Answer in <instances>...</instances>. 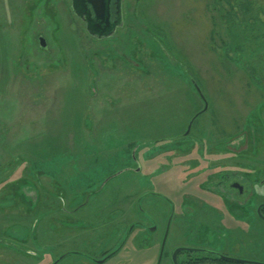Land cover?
<instances>
[{"label":"rangeland","instance_id":"rangeland-1","mask_svg":"<svg viewBox=\"0 0 264 264\" xmlns=\"http://www.w3.org/2000/svg\"><path fill=\"white\" fill-rule=\"evenodd\" d=\"M123 10L116 34L97 40L69 0H0V264H52L66 253L59 264H90L73 255L83 251L82 220L131 212L146 223L148 203L156 215L159 198L146 192L160 190L164 165L185 164L164 150L239 139L247 196L264 201V0H123ZM192 81L208 110L180 143L205 107ZM133 155L139 173L93 193L136 168ZM89 194L88 206L64 212ZM247 216L237 252L258 264L264 220ZM149 256L155 264L158 247Z\"/></svg>","mask_w":264,"mask_h":264},{"label":"flooded vegetation","instance_id":"flooded-vegetation-1","mask_svg":"<svg viewBox=\"0 0 264 264\" xmlns=\"http://www.w3.org/2000/svg\"><path fill=\"white\" fill-rule=\"evenodd\" d=\"M69 1L73 13L97 40L113 37L124 24L123 0ZM194 121L188 128L189 133L178 135V142L182 143V136L190 135ZM241 145L238 139L227 141L222 145L223 149L164 150L167 153L164 156L170 158V162H174V158L168 153L174 152V157H182L185 164L175 165L172 170L164 165L159 173L160 190L149 188L146 192V196L159 198L158 213H150V205L153 204L148 203L146 223L136 220L131 212L118 214L119 219L98 212L88 215L82 220L83 251L73 255H79L90 264H106L115 258L117 264H133L136 254H143L144 257L146 253V264H150L149 251L158 247L155 264H247L222 259L243 260L237 250L241 251L246 243L248 211L264 220V201L258 202L256 194L247 196L243 172L245 156ZM186 146L192 147V144ZM215 157H219L217 161ZM130 160L136 168L130 165L110 174L93 193H101L110 181L124 171L139 173L138 159L133 155ZM147 160L150 161V155ZM151 181V174L146 173L148 187L152 186ZM260 185L262 187L264 181ZM91 197L92 194H89L72 211L64 207V212L77 213L90 204ZM248 203L256 207L255 213ZM138 241L146 247L132 248ZM68 255H62L52 264H59Z\"/></svg>","mask_w":264,"mask_h":264},{"label":"water","instance_id":"water-1","mask_svg":"<svg viewBox=\"0 0 264 264\" xmlns=\"http://www.w3.org/2000/svg\"><path fill=\"white\" fill-rule=\"evenodd\" d=\"M39 42H40V45H41L42 47H46V41H45V39H44L43 37H40ZM193 84H194V86H195V88H196L198 94L200 95V97H201L202 100L204 101L205 107H204V110L201 112V113H203V112H205V111L208 110V102H207L206 98L204 97V95H203L201 89L199 88V86H198L194 81H193ZM201 113H199V114H201ZM197 116H198V115H196V117H197ZM194 119H195V118H194ZM193 121H194V120H193ZM193 121H192V122H193ZM188 133H189V130H188ZM259 213L261 214L260 210H259ZM222 259H224V260H226V261H236V262H240V263H255V262H248V261L238 260V259H234V258H230V257H222ZM258 264H259V263H258ZM260 264H264V263H260Z\"/></svg>","mask_w":264,"mask_h":264},{"label":"trees","instance_id":"trees-1","mask_svg":"<svg viewBox=\"0 0 264 264\" xmlns=\"http://www.w3.org/2000/svg\"><path fill=\"white\" fill-rule=\"evenodd\" d=\"M193 82V81H192Z\"/></svg>","mask_w":264,"mask_h":264}]
</instances>
